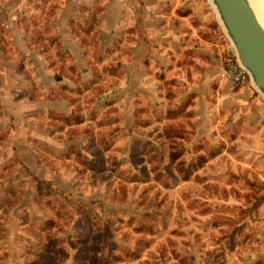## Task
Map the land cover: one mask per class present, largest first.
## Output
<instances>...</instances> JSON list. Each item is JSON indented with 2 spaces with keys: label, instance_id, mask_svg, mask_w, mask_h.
Returning a JSON list of instances; mask_svg holds the SVG:
<instances>
[{
  "label": "rangeland",
  "instance_id": "rangeland-1",
  "mask_svg": "<svg viewBox=\"0 0 264 264\" xmlns=\"http://www.w3.org/2000/svg\"><path fill=\"white\" fill-rule=\"evenodd\" d=\"M159 1L176 22L147 39L142 86L125 82L124 38L78 40L85 71L69 43L33 44L49 71L17 72L22 151L0 167V264H264V98L250 77L219 78L230 41L208 0Z\"/></svg>",
  "mask_w": 264,
  "mask_h": 264
},
{
  "label": "crops",
  "instance_id": "crops-1",
  "mask_svg": "<svg viewBox=\"0 0 264 264\" xmlns=\"http://www.w3.org/2000/svg\"><path fill=\"white\" fill-rule=\"evenodd\" d=\"M50 7L57 12L49 19L45 11ZM86 7L89 8L84 10L88 19H84V14L81 12V9ZM29 8L30 11L43 13L37 24L26 17L30 14L27 12ZM165 8V2L159 0H150V2L126 0L124 5L119 0H0V167H7L6 163L9 165L14 163L22 151V144L17 143L19 136L17 124L20 121L22 105L26 104L23 99L17 97L19 68L22 65L34 73L49 71L48 62L45 63L48 65L40 63L42 56L47 55L48 52H45L43 47H33V44L38 45L39 40L46 38L48 34L51 39L69 43L63 46V50L72 57L71 64L77 66L76 69L85 71L82 69L84 66L80 67L78 65L80 63L75 62L77 51L86 55L83 46L80 44L77 46L78 40L81 41L83 37L89 38L98 41L100 47L103 39L124 38L128 41L127 53L130 55V60L126 64L125 82L130 87L135 84L139 86L140 83L142 86V78L138 79V73H141L142 65L149 56L150 45L147 39L150 40L151 35L164 37L167 19L171 20V23L176 22L172 17L173 13L166 15ZM67 9H70L69 14L66 13ZM96 9L99 10L96 12ZM40 21L46 27L42 38L36 35L35 28L40 25ZM86 24H91V29L84 30ZM73 25L83 29L80 30V34L73 29ZM5 44L7 52L2 50ZM26 58L30 62H24ZM120 69L123 70L121 67ZM122 77L124 76L118 77L117 74L112 76L117 78V81ZM36 109L37 107L34 108L35 111ZM29 135L32 136L31 130ZM33 136L37 137L36 128ZM256 245H258L256 252L259 258H264L263 236Z\"/></svg>",
  "mask_w": 264,
  "mask_h": 264
},
{
  "label": "water",
  "instance_id": "water-1",
  "mask_svg": "<svg viewBox=\"0 0 264 264\" xmlns=\"http://www.w3.org/2000/svg\"><path fill=\"white\" fill-rule=\"evenodd\" d=\"M226 37L264 98V28L248 0H210Z\"/></svg>",
  "mask_w": 264,
  "mask_h": 264
},
{
  "label": "built area",
  "instance_id": "built-area-1",
  "mask_svg": "<svg viewBox=\"0 0 264 264\" xmlns=\"http://www.w3.org/2000/svg\"><path fill=\"white\" fill-rule=\"evenodd\" d=\"M218 76L231 87H241L248 80L249 74L240 63L231 43L225 44L218 67Z\"/></svg>",
  "mask_w": 264,
  "mask_h": 264
},
{
  "label": "bare ground",
  "instance_id": "bare-ground-1",
  "mask_svg": "<svg viewBox=\"0 0 264 264\" xmlns=\"http://www.w3.org/2000/svg\"><path fill=\"white\" fill-rule=\"evenodd\" d=\"M248 1L251 4V7L253 8V10H254V12H255L260 24H261V26L264 28V0H248ZM208 2L210 4L211 8L213 9L215 15L217 16V12L215 10L214 5H212L210 0H208ZM218 20H219V18H218Z\"/></svg>",
  "mask_w": 264,
  "mask_h": 264
}]
</instances>
